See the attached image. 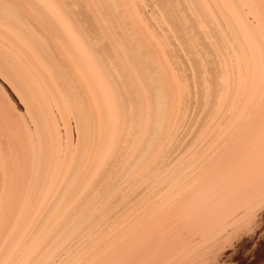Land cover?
<instances>
[{
    "label": "bare ground",
    "instance_id": "bare-ground-1",
    "mask_svg": "<svg viewBox=\"0 0 264 264\" xmlns=\"http://www.w3.org/2000/svg\"><path fill=\"white\" fill-rule=\"evenodd\" d=\"M248 1L0 0V264H56L96 211L137 199L149 156L174 170L157 185L178 180L162 158L201 103L215 119L195 167L155 185L113 245L89 232L57 264H236L264 200V0Z\"/></svg>",
    "mask_w": 264,
    "mask_h": 264
},
{
    "label": "rangeland",
    "instance_id": "rangeland-1",
    "mask_svg": "<svg viewBox=\"0 0 264 264\" xmlns=\"http://www.w3.org/2000/svg\"><path fill=\"white\" fill-rule=\"evenodd\" d=\"M247 2L249 4H248V7H246V9L249 8L248 11H250L252 9V6L250 5L251 4L250 1L247 0ZM150 7L151 6L147 7V13H149L152 17L154 16L153 19H156L160 24L164 25V22H165L164 19H162L161 16H159L158 12L157 13L155 12L154 7H151V8ZM247 14L248 15L252 14V11H251V13L247 12L246 15ZM250 16L252 19L253 18L252 15H250ZM158 18L160 21L158 20ZM248 18L250 19L249 16H248ZM189 31H190L191 35L194 33L192 36L197 41L200 42L201 37L199 35H197L196 31L194 29L191 30V28ZM230 45L232 46V44H229L228 47H230ZM208 51L209 50H203V53H204L206 58L210 57V55H209L210 51L209 52ZM229 55L232 56V58H233V56H235V52H233V54L231 53ZM229 55L227 54V56H229ZM220 97H221V95L217 97V102H219L218 100L220 99ZM221 100L222 99H220V102H219L220 104H221ZM206 101L207 100L205 99V103H206ZM257 114H258V112H257ZM261 116L263 117L264 113H262ZM189 117L187 119V124L185 125V128L178 135V136H180V135L181 136L180 137L177 136L176 137L177 139L175 138L170 145V148L172 147L171 149H169L171 156H169V157L166 156V157L162 158L163 163L166 161L170 162L174 158L178 160V161L173 160V162H171V164H169L171 166L167 167V169H171L175 163H178L177 168L178 169L183 168V170H182V172L178 173V174H181V175L176 177V179H178V180H172V181H170V179L168 180V181H170L169 186L163 192L158 194L159 196H163V195H166L168 192H172L175 188L176 183L180 182L182 180V178H184L183 176H185V174L187 173V167L188 168L195 167L193 160L195 158V155L197 154L196 152L198 151L199 148H201L203 146V144L205 142V141H203V138H205V139H206V137L209 138V136L211 135V129H210L211 124L210 123H211V121L213 122V119H215V116L211 117V115H207L205 117V111L204 112L202 111V103L200 105V108L195 109V113H193V114L191 113V115ZM233 117H231L228 122H231ZM201 118H206L205 121H207V122L202 124V126L200 127ZM195 119H196V121H195ZM221 120H223V118L219 117L218 121L215 124V126H217L218 128L221 127V129H219V131H220L218 133L219 135L224 134L223 133L224 129L228 123V122L226 124L222 123ZM222 128H223V130H222ZM183 132H184V134H183ZM196 136H197V138H195ZM191 137H194L195 139L193 138L191 140V142L187 144V141H189V139ZM238 145L240 146L241 143H239ZM209 146L210 145H204L203 149H205V151L209 152V148H208ZM235 146H237V145H235ZM129 147H130L129 150L131 152H134V151L136 152V146L134 145V143L132 145H130ZM188 147L191 149H189ZM173 148H174V150H172ZM234 150H235V148L233 147L232 149L229 150V152L234 153ZM173 152H174V154H173ZM179 153H181V154H179ZM129 156H130V153H129ZM176 156H178V157L176 158ZM186 158H188L187 161H186ZM150 160H151V158L149 156L148 159L143 163V165H142L143 168L141 169L143 172L141 175L140 183L137 186V188H133L130 192L131 196L135 195V197H133V198H137V199L134 201H131L129 204L127 203L124 207H122L121 202H119V205L117 204L116 207L114 209H112L111 212L110 211L106 212L107 210L105 211V213L101 212V215H103V216L100 219H93V216H96V214H98V212H99V211L98 212L96 211L95 214H93V216L90 217V220L91 221L93 220V224L90 227L91 229L85 228L83 230V228L81 227V229L79 231H77V233H76L77 234L76 238H74L71 241L69 240L67 242V244H66L67 248L66 249L63 248L65 250L61 249L55 258L52 257L53 262H55L57 264V263H60L61 261H63L65 258L67 259L68 257H70L71 253L73 251H75V248H77V246H78L77 243L79 241H81L84 237L90 236L89 232H92V231L94 232V233H92L94 236V238L92 239L93 240L92 245H93L94 251L96 250V248L102 249L104 246L108 247V245L109 246L113 245V241L116 239L114 236L116 234L121 233L120 228L123 225L126 226L127 221L129 219L131 220L134 218V216L136 215L134 212L139 209L138 207H139V204L142 202V200L146 199L148 194L155 192V190H157V186L161 185V183L168 182V181H162L159 183V185L156 184L158 179L162 178L164 175L167 174V171L161 170V163L158 165L154 164V166L149 168L148 163L151 162ZM221 160H224V158ZM178 169H177V172H179ZM173 171L170 174H173L174 173ZM170 174H167V175L169 176ZM155 185H157V186L155 187ZM239 191L241 192V190L239 189L236 191V194H239L240 193ZM263 192L264 191H262V193ZM263 194H261V195H263ZM253 197H259V196L254 195ZM100 198H101V196L98 198V201L100 200ZM147 202H149V201L147 200L146 203ZM95 205H96V203L89 210L90 212L92 211L91 214L94 212V209H96ZM146 207H147V205H146ZM153 208L154 207L149 206L147 212L153 211L152 210ZM110 213H113L115 215L113 217L109 218ZM132 213H134V214H132ZM250 213L251 214L248 215L249 218L246 217L244 219L246 221H244L243 223L240 222V224H239L240 226L238 225L239 228H238L237 232L238 233L241 232V233H240L239 238H236L235 241H239L240 243H243V249L238 252L239 254L237 255V258L235 259L236 264H262V263L264 264V200H263V202L256 204ZM252 213H253L254 217H253ZM125 220H127V221H126V223L123 224V221H125ZM71 227H74V229H76L77 224H73ZM80 231H82V232L80 235H78ZM95 231H97V234H95Z\"/></svg>",
    "mask_w": 264,
    "mask_h": 264
}]
</instances>
